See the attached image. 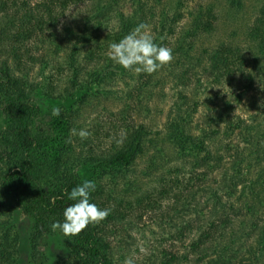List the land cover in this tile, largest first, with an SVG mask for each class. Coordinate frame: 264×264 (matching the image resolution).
I'll return each instance as SVG.
<instances>
[{
    "label": "rangeland",
    "instance_id": "374dc122",
    "mask_svg": "<svg viewBox=\"0 0 264 264\" xmlns=\"http://www.w3.org/2000/svg\"><path fill=\"white\" fill-rule=\"evenodd\" d=\"M43 2L0 0V66L28 87L38 108L33 133L49 157L68 150L69 164H78L91 148L108 146L119 136V97L142 86L130 112L148 132L145 154L128 168L98 171L93 163L82 172L118 210L131 208L125 222L100 224L110 264H262L264 163L256 160L264 151V55L248 31L264 0H83L51 17ZM141 8L150 34L173 48L174 59L148 78L102 71L108 45L123 37L124 21L139 24ZM199 10L214 12V29L189 39ZM29 22L43 31L27 33ZM179 38L192 49L176 53ZM222 44L245 55L252 81L243 89L219 82L213 72L211 55ZM3 103L0 95V134L8 126ZM74 128L91 134L82 140ZM257 142L259 155L251 150ZM9 153L0 141V181L16 166ZM53 186L42 185L45 191ZM215 224L223 230L215 236L225 237L224 254L208 242L205 258L200 243ZM34 225L0 188V244L12 247L4 264H55L70 256L72 240L58 231L43 234L33 250Z\"/></svg>",
    "mask_w": 264,
    "mask_h": 264
},
{
    "label": "trees",
    "instance_id": "16d2710c",
    "mask_svg": "<svg viewBox=\"0 0 264 264\" xmlns=\"http://www.w3.org/2000/svg\"><path fill=\"white\" fill-rule=\"evenodd\" d=\"M81 1L83 0H44L42 7L43 11L51 17L53 12L58 9L64 10ZM139 17V23L147 24V16L142 8ZM131 19L129 18L126 22H123L124 30L120 32V38L136 27V22ZM193 21V31H189L187 34L189 39L200 34H209L214 29L216 18L212 11L199 10L193 16ZM28 24L26 31L29 34H37L43 31L42 25L38 23L35 26H30V22ZM248 36L253 46L257 49V53L263 56L264 3L261 4L258 15L249 28ZM181 41V38L177 40L176 53L192 49V42L185 40L182 41L184 46L179 48ZM184 47H187V49H183ZM74 53L72 51V57ZM211 56L213 72L219 82L237 84V87L242 88L244 83L247 84L252 81L251 75L244 69L246 58L240 49L222 44ZM72 57L71 59H73ZM103 61L106 66L102 71L106 70L108 74L112 71L119 73L125 71L109 58H104ZM144 75L148 78V74ZM95 77L100 76L97 75ZM138 86V89L142 88L137 83ZM136 88L127 91L119 97V104L122 105L119 110V136L104 148H91L88 155L77 161L78 164H69L72 156L68 150H65L63 154L55 158L49 157L45 150H41V139L33 133V122L37 116L38 108L30 99L28 87L21 80L14 77L6 67L0 66V95L4 98L2 112L8 120L7 128L0 134V141L1 144L10 149L8 156L16 165L3 175L0 181V188L4 194L11 198L22 213L33 218L35 224L32 238L33 250L43 234L52 232L51 223L56 220H63V209L67 205L74 203V201L67 199L66 191H70L83 181L82 172L91 170V164L96 163V170L98 171L120 170L131 167L136 160L145 154L150 143L149 141L147 142L148 132L143 124L137 123L132 117V111L133 114L136 112L134 109L135 100H137L138 93H140L135 90ZM131 107H133V110L130 112ZM174 129L177 135L181 138L184 137L179 123L174 124ZM117 141L122 142L117 143ZM258 143L251 145V150H254V154L257 155H259L260 150ZM256 161L264 163V151L262 158H258ZM45 181L53 182L54 186L51 191H45L42 187ZM261 181L264 184V177L261 178ZM163 191L166 196L172 195L171 189L163 188ZM163 195H160L162 199H164ZM109 198H112V196L104 195L103 193H92L93 202L101 207L111 209L110 215L105 219L106 221L116 222L115 224L125 222L131 216L130 206L124 205L121 208L122 211L118 210L113 204L115 200H110ZM102 223L103 221L90 224L80 234L68 236L72 240L71 254L66 260L55 264H110L108 244L99 230ZM219 227L218 224L211 225L209 231L204 234L200 244L204 247L209 242L211 249L215 253H219L218 256L223 257V246L226 244L225 237L215 236L218 231H223L219 230ZM260 240L261 250L258 258L259 260L263 258L262 264H264V235ZM6 243L5 246L0 244V264L10 261L9 250L12 247ZM217 247H219V250H217ZM201 249L205 253V258L210 256L208 248L205 249L204 247ZM199 250L200 245L196 252Z\"/></svg>",
    "mask_w": 264,
    "mask_h": 264
},
{
    "label": "clouds",
    "instance_id": "9594fccd",
    "mask_svg": "<svg viewBox=\"0 0 264 264\" xmlns=\"http://www.w3.org/2000/svg\"><path fill=\"white\" fill-rule=\"evenodd\" d=\"M109 59L118 64L124 70H130L136 74H153L174 59V50L171 47L158 43L150 34V26L139 23L119 41H113L108 45ZM61 109L54 107L52 115L59 117ZM73 135H78L82 140L90 136L87 129H71ZM122 141H117L121 143ZM96 190L93 180H83L80 184L66 191L69 201H74L63 209V220L53 221L50 225L53 232H59L63 236H76L85 230L90 224L105 220L111 213V209L101 207L92 201V193Z\"/></svg>",
    "mask_w": 264,
    "mask_h": 264
}]
</instances>
